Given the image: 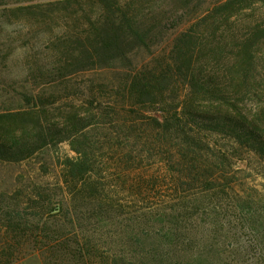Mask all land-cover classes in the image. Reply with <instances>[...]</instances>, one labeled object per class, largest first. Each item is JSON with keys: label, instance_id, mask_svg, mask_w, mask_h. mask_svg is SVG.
<instances>
[{"label": "trees", "instance_id": "obj_1", "mask_svg": "<svg viewBox=\"0 0 264 264\" xmlns=\"http://www.w3.org/2000/svg\"><path fill=\"white\" fill-rule=\"evenodd\" d=\"M59 5L52 13L68 12L74 35L54 46L52 67L37 72L44 83L22 95L26 107L0 113V164L62 140L77 155L64 161L61 181L35 185L30 205L58 211L68 225L93 207L106 210L97 183L88 184L94 145L85 131L125 132L141 149L146 197L159 185L169 192L142 217L156 237L146 253L204 264L211 254L230 258L252 246L264 260V194H237L233 206L227 199L236 193L235 164L254 163L264 177V0L50 4ZM76 76L90 80L76 84ZM60 101L68 110L55 107ZM222 213L232 214L233 250L195 233Z\"/></svg>", "mask_w": 264, "mask_h": 264}, {"label": "rangeland", "instance_id": "obj_2", "mask_svg": "<svg viewBox=\"0 0 264 264\" xmlns=\"http://www.w3.org/2000/svg\"><path fill=\"white\" fill-rule=\"evenodd\" d=\"M55 1L0 0V113L26 107L22 95L36 93V88L44 83L37 72L52 67V57L57 53L54 46L75 33L77 22L68 17V12L52 13L62 9L60 5L50 6ZM73 79L81 85L90 77ZM45 90L58 91L49 87ZM64 103L68 104L60 101L55 107L68 110ZM85 133L94 145V172L88 184L97 183L101 198L108 205L106 210L93 207V211L68 225L58 211H49L45 205L35 208L30 205L35 185L47 188L61 181L64 161L77 156L71 149V140L46 146L41 153L21 163L0 164V264L189 263L190 256L172 254L162 263L145 251L156 242V237L152 229L144 226L142 217L166 200L169 192L159 185L146 197L142 185L144 165L137 141L127 140L125 132L103 127H90ZM258 171L254 163L235 164L229 176L236 188V193L228 195L230 205L236 203L237 194L254 191L264 194V177ZM228 214L232 216L220 214L215 226L206 222L204 228L197 227L196 235L203 240L210 235L216 243L228 241L231 245L225 250L235 249L239 240L227 223ZM243 237L246 245L251 244L248 237ZM229 256L230 253L218 257L211 254L204 264H264V260L257 259V250L252 246L247 252Z\"/></svg>", "mask_w": 264, "mask_h": 264}]
</instances>
